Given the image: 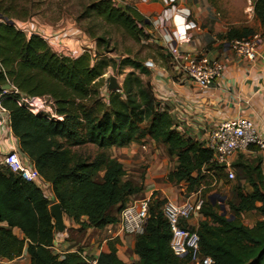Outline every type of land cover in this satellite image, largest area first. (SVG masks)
<instances>
[{
  "label": "trees",
  "instance_id": "obj_1",
  "mask_svg": "<svg viewBox=\"0 0 264 264\" xmlns=\"http://www.w3.org/2000/svg\"><path fill=\"white\" fill-rule=\"evenodd\" d=\"M248 1L253 3L254 16L264 31V0ZM13 8L0 5V14L6 16ZM84 14L118 26L138 40L149 27L127 0H96ZM255 34L250 27L232 28L221 40L229 44ZM99 58L90 53L77 58L57 55L42 36H26L15 26L0 23V101L9 112L10 129L21 153L51 186L54 196L50 202L19 174L0 169V259L13 261L26 249L29 264H91L79 251L57 255L50 250L57 229L49 208L57 203L79 231L114 225L118 217L111 216L109 210L118 205L119 214L140 190L122 181V165L105 153L112 148L143 145L146 140L163 145L177 164L166 182H184L188 193L202 185L203 169L213 172L217 181L226 179L211 163L212 154L207 149L174 130L168 108L155 100L150 82L143 80L150 76L143 62L129 57L118 62ZM108 68L123 80L118 92L109 91L103 102L101 80ZM5 86L31 98H51L62 121L31 115L16 105L14 94L4 93ZM85 145L97 149L94 157L78 152ZM101 173L102 178L96 180ZM246 176L250 191L237 184V203L229 204L230 215H223L220 206L211 202L201 208L203 220L196 232L201 253L213 264H264V173L257 167ZM248 212L261 217L250 228L241 221L242 214ZM13 229L23 237L15 236ZM169 238L162 214L150 209L144 233L134 244L139 264H186L172 255ZM118 244L117 239L105 240L96 264H124L117 256Z\"/></svg>",
  "mask_w": 264,
  "mask_h": 264
},
{
  "label": "rangeland",
  "instance_id": "obj_2",
  "mask_svg": "<svg viewBox=\"0 0 264 264\" xmlns=\"http://www.w3.org/2000/svg\"><path fill=\"white\" fill-rule=\"evenodd\" d=\"M95 1L5 0L0 4L2 8L8 9L10 6L14 8L7 10L6 16L0 14V19L2 21L6 19L7 23L23 31L26 36H30L31 34L42 36L45 38L52 52L69 58H77L83 53H90L92 57H100L99 59L105 57L118 62L125 57H129L144 63L147 60L153 61L164 57L160 51L161 48L151 38L153 34L148 32L149 27L138 40L132 38L118 26L108 25L95 16H86L84 14L85 9ZM176 2L177 0H174L168 7L175 6L177 4ZM205 2L209 9L205 7L208 13L203 20L207 24L202 30L206 29L208 35L214 33L212 35L219 37L221 40L225 33L232 28L250 27L256 32L262 31L259 27L258 20L254 16L252 2L248 0H205ZM200 4L201 8L205 6V3ZM24 15H26V18L23 20ZM146 20L148 22L149 19ZM214 24L218 25L216 30L214 29ZM112 77L121 87L123 76L117 75L111 68H108L101 80L102 87L100 89L103 102H105L107 94L110 91L108 87ZM143 80L145 82L149 81L145 77H143ZM32 102L34 107L41 112L43 111L47 116H50V110L52 113L54 112V102L49 97L38 98ZM2 142L6 144V139L4 138ZM138 146L140 147L141 145ZM143 146H145V150L138 148L142 152L141 154L138 151L135 154H131V151H118L117 149L108 150L105 153L108 159L119 160L125 166L126 175L131 172L128 162H125L128 160L127 156L131 155L133 161H140V164L134 166V171L130 174L132 176L131 179L139 186L137 188L140 191L131 196L129 202L135 198L147 197L150 193L152 194L153 201L150 202L149 210L151 209L155 213H161L162 205L166 199L165 197L168 195L166 189L169 191L174 189L173 191L178 192L182 187L180 184L166 182V176L176 169V158L167 156L163 145L155 144L150 140H146ZM78 152L89 157H94L97 149L92 145H85L79 148ZM142 157L144 158L143 160L141 159ZM237 160L232 164L235 175V179L232 181L227 178L228 180L224 179L222 182L214 184V179L201 171V175L205 177L201 184L205 187L210 186L201 191L204 203L211 202L209 197L214 194L224 196L226 198L224 206L227 216L231 213L229 204L237 203L234 190L237 184L246 191H250L246 172L258 167L264 173V160L262 157L254 156L245 158L239 155ZM101 178L102 174H99L95 179L100 180ZM122 181L126 180L122 179ZM185 187L187 188V185ZM151 188L153 191H149L152 190ZM186 194L188 193L186 192ZM215 205L220 204L215 201ZM200 218L201 220H198L199 218L196 217V221L198 222H192L194 227L197 228L198 224L203 220L202 217ZM64 221L65 227L68 226L66 231L67 238H63L64 242L67 243L65 251L75 246L77 251L83 252L87 247L81 243L86 238L84 236L81 237V231H79L78 227L75 226V228H72L68 224L67 219ZM241 221L243 226L248 228L257 219L254 214L249 215L244 213L242 214ZM68 243L71 247L68 246ZM60 252L63 253V250ZM124 252L129 251L124 250ZM89 258L90 256L87 255V259Z\"/></svg>",
  "mask_w": 264,
  "mask_h": 264
},
{
  "label": "crops",
  "instance_id": "obj_3",
  "mask_svg": "<svg viewBox=\"0 0 264 264\" xmlns=\"http://www.w3.org/2000/svg\"><path fill=\"white\" fill-rule=\"evenodd\" d=\"M165 2V0H127V4L136 12L144 18L149 19L148 31L150 34H153L151 38L161 48L160 51L164 56L161 59L153 61L147 60L144 62H151L154 66L153 70L150 71L148 79L155 100L168 108L173 121L176 122L177 119H181V122L184 124L183 135L196 142L201 141L205 136V132L214 128L220 122L230 121L239 117L254 121L261 138L264 140V31H258L253 36V39L256 41L257 58L252 62L247 61L239 57L219 37H214L212 35L214 33L208 35L206 29L202 30L207 24L203 20L208 13L205 7L209 9L205 0H177V4L174 7L176 9H183V14L185 15L189 12V21L193 25V29L188 32L187 42L180 45L179 51L192 56L198 54L205 55L211 60L218 61L223 67L220 79L208 90L201 91L194 83L180 79L170 69L169 60L166 55V43L170 37H174L175 25L178 26L183 18L180 15H175L176 13H171L172 20H168L164 24H159L157 22L158 17L168 8V4ZM200 3H205V6L201 8ZM217 28L218 25L214 24V29L216 30ZM138 148L140 150L142 149L137 144H132L124 148L112 149L131 151V154H135L138 151L141 154L142 152ZM254 156L262 157L264 160V152L257 150H253L244 157ZM238 157H236L235 161H238ZM127 158L128 160L125 162H128V166L131 168V172L128 175H126L125 166L118 160L125 172L123 180L131 182L137 188L139 186L133 182L130 174L133 173L134 166L140 164V161H133L131 155L127 156ZM141 159L143 160L144 158L142 157ZM185 185L187 184L184 182L180 183L182 187L178 192L173 191L174 189L170 191L166 189L168 195L165 198L175 203H181L185 192H187ZM149 191H153V189ZM49 201L54 202L51 186ZM117 209L118 205L112 207L109 210L110 215L117 218ZM245 214H254L257 221L261 218L256 212H248ZM198 218V220H201L200 217ZM65 219V216H63V231H57V235L60 238L62 236L66 237L67 235L66 231L68 226L65 227L64 225ZM195 221L196 218L193 222ZM67 222L72 228H75V226L78 227L70 220H67ZM114 232L113 225H108L101 230L92 228L81 231V237L84 236L86 238L81 244L87 247L83 252L90 256V260L95 261L100 253L102 243L105 240H111ZM13 234L18 238L23 237L18 229H13ZM135 240L136 237L128 236L118 240L117 256L124 264H139V259L133 252ZM68 246H70L69 243ZM66 247L67 243L64 242L60 250L62 251ZM124 250H128L129 252L123 253ZM75 251H77L76 247L72 246L70 250L64 251L62 255ZM28 260L29 256L26 249H24L22 255L13 261L16 264H29ZM6 261L5 259H0V264H4Z\"/></svg>",
  "mask_w": 264,
  "mask_h": 264
},
{
  "label": "built area",
  "instance_id": "obj_4",
  "mask_svg": "<svg viewBox=\"0 0 264 264\" xmlns=\"http://www.w3.org/2000/svg\"><path fill=\"white\" fill-rule=\"evenodd\" d=\"M165 1L166 4L170 5L174 0ZM174 12L176 13L175 15L182 16L183 19L178 26L175 25V35L173 38L170 37L166 43V55L169 60L170 69L180 79L190 81L201 91H206L220 79L223 67L218 61L211 60L205 55L198 54L192 56L179 51L180 45L186 43L188 40V32L193 29L192 22L189 21V12L185 15L183 14V9H176L174 6H171L165 9L164 13L158 17L157 22L164 24L168 20H172L171 13ZM4 21L7 22L6 19ZM4 21L0 19V23H4ZM228 45L239 57L247 61L252 62L257 58L256 41L254 39L235 40L231 41ZM144 66L149 71L154 68L151 62L144 63ZM118 90L116 91L118 92ZM4 93L14 94L16 96V105L25 109L33 116L62 121V117L56 114L55 109L53 113L50 110V116H47L43 111L41 112L34 107L32 101L38 98H31L12 89L5 90ZM174 130L183 135L184 124L181 122V119H177L176 122L174 121ZM4 138L6 139V144L2 142ZM198 143L212 154L211 163L218 167L226 179L228 178L230 181L235 179L232 164L237 156H245L254 149L264 152V140L261 138L256 124L250 119L241 117L220 122L214 128L207 130L204 138L198 141ZM140 147L143 150L145 149L143 145ZM0 169H8L13 173L19 174L25 181L34 184L41 190L44 197L50 200V185L37 173L33 163L21 153L18 141L13 137L10 129L9 112L2 106L1 101ZM202 173L214 179V184L222 182L217 181L213 172H207L203 169ZM207 187L209 188L210 186L205 187L204 185H200L198 189L190 194L188 192L186 194L185 192L181 203H175L166 198L161 208V214L168 225L170 235L169 249L175 258L187 261L186 264H213L211 258L201 253L200 238L195 230L197 228L192 224L196 217H202L200 211L204 201L201 191ZM152 201V194L130 201L118 214L117 222L113 225L115 232L111 240L142 235L146 222L149 219V206ZM63 238L67 237L62 236L60 238L57 233L54 235V240L50 247V250L54 254L62 255L60 248L64 244ZM81 256L87 259V255L84 252L81 253ZM87 260L91 264H96L90 258ZM4 264L16 263L14 261H6Z\"/></svg>",
  "mask_w": 264,
  "mask_h": 264
},
{
  "label": "water",
  "instance_id": "obj_5",
  "mask_svg": "<svg viewBox=\"0 0 264 264\" xmlns=\"http://www.w3.org/2000/svg\"><path fill=\"white\" fill-rule=\"evenodd\" d=\"M118 7H124L122 5H118ZM120 88V86L116 83L115 79L112 77L111 80H110V84H109V87L108 89L110 91H116ZM10 87L9 86H5L3 87V90H9ZM210 198V201H211V204L214 206L215 205V201L218 202V204H220V209L222 211V214L225 215L226 214V211H225V206H224V203H225V197L224 196H220V195H217V194H214L212 196L209 197ZM50 214H51V217L53 218V220L55 221L56 223V229L58 232H62L63 231V213H62V210L60 208V206L58 204H53L50 208Z\"/></svg>",
  "mask_w": 264,
  "mask_h": 264
}]
</instances>
